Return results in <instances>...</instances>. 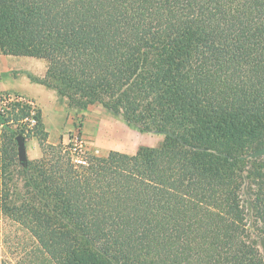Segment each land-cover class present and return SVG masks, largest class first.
I'll use <instances>...</instances> for the list:
<instances>
[{"label": "trees", "instance_id": "trees-1", "mask_svg": "<svg viewBox=\"0 0 264 264\" xmlns=\"http://www.w3.org/2000/svg\"><path fill=\"white\" fill-rule=\"evenodd\" d=\"M0 54L163 135L76 164L39 107L1 98L0 227L19 230L0 264H264L242 199L251 178L264 235V0H0ZM19 134L40 158L20 162Z\"/></svg>", "mask_w": 264, "mask_h": 264}, {"label": "rangeland", "instance_id": "rangeland-1", "mask_svg": "<svg viewBox=\"0 0 264 264\" xmlns=\"http://www.w3.org/2000/svg\"><path fill=\"white\" fill-rule=\"evenodd\" d=\"M8 55L0 54V67L2 66V63L5 62L6 57H10L8 58V61L11 62L12 66L8 71H10L13 76H17L18 73L20 72L30 73L29 70H33L36 73L35 77L45 78L47 74L48 66H47V61L44 58H40L37 56H30V55H11V54ZM45 72L46 74L43 75ZM3 75L7 76L9 74L3 73ZM4 82H6V80H4ZM4 82H1L0 79V87L3 85ZM13 93L17 95L16 97H20V96L25 97V101H19V102L29 104L32 107L35 106L39 107L38 105L34 106L28 103L27 101L28 100L30 101V99L26 95L20 92H13ZM13 93L2 91L0 92V99L2 98L4 101L5 99L4 96L5 97H7L8 95L13 96L14 95ZM12 101H17V100L15 99ZM0 106H1V101H0ZM33 114L34 113L32 112V115ZM84 115H88V116H84ZM84 115L82 116L77 115L76 118L74 119L73 129L70 131L69 139L65 143V145L69 146V143L72 140V138L75 136V134L79 133L80 136L84 139L87 147L90 149L91 155L94 156L106 157L108 155V152L111 151L112 149H119V147H122L119 144L122 142H123L122 145L124 146L120 149H122L123 151L124 150L130 151L131 149L133 151L136 149L138 150V147L142 145L158 146L163 140V135L151 133V132H140L139 130L129 126L121 115L116 114L111 110H108L99 103H96L95 105L91 106L88 110V113ZM31 119L34 118H32L31 116H23L22 119L20 120V124L26 127L27 129H29L34 125L33 123H31ZM84 122L88 123V130L90 133L84 129L83 127ZM97 129H103L102 133H100V135L98 136L94 135V131ZM109 131H111L112 134ZM113 133H118L119 136H115L113 135ZM32 138L33 137L31 135L27 136V139L25 138L26 143L29 145L31 150L32 148H34V144L32 145L33 143ZM36 141L37 140H35V143ZM256 189H257L256 184L252 182L251 178L245 179L244 187L242 190V199L244 205L247 207V219H248V226H249L251 239L264 253V235L260 231L261 229L260 222L258 221L257 214L254 208ZM0 230L13 234L19 229L16 226H12V227L6 226L3 221ZM24 244L28 246L27 242Z\"/></svg>", "mask_w": 264, "mask_h": 264}, {"label": "crops", "instance_id": "crops-1", "mask_svg": "<svg viewBox=\"0 0 264 264\" xmlns=\"http://www.w3.org/2000/svg\"><path fill=\"white\" fill-rule=\"evenodd\" d=\"M8 58L10 57H6L5 62H3L2 66L0 67L1 82H4V80H6V82H4L3 85L0 87V92L2 91L8 93L20 92L26 95L31 101L34 102L35 105H38L41 109L42 122L44 124L45 131L47 132L46 143L52 145H58L62 143L65 144L69 139L70 131L73 129V122L76 116L77 115L82 116L84 114H87L89 108L95 104L89 105L84 108L71 106L69 103V99L66 96L60 95L58 91L55 90L54 88L48 87L43 83L33 81L30 77V76H36V73L33 70H29L30 73L20 72L18 73L17 76H13L11 72L8 71L12 66L11 62L8 61ZM3 73L5 74L8 73L9 75L6 76L3 75ZM45 74L46 72L43 75ZM84 116H88V115H84ZM83 127L85 130L89 132L88 123L84 122ZM102 130L103 129L95 130L96 132L94 131V135L97 136L100 135V133H102ZM109 132L111 133V131ZM113 135L119 136L118 133H113ZM32 137H33L32 145L34 144V148H32V150L30 149L29 145L26 143L25 140L27 161L35 160L42 156V148L38 137L36 136H32ZM35 140H37L36 143ZM119 144L122 147L124 146L122 145L123 142ZM122 147H119V149H112V150H117L130 154L135 153L137 150L136 149L132 151L130 149V151L128 150L123 151L122 149H120ZM18 153H19V148H18Z\"/></svg>", "mask_w": 264, "mask_h": 264}, {"label": "built area", "instance_id": "built-area-1", "mask_svg": "<svg viewBox=\"0 0 264 264\" xmlns=\"http://www.w3.org/2000/svg\"><path fill=\"white\" fill-rule=\"evenodd\" d=\"M3 103L10 102L12 100L17 101H25V97L20 96L16 97V95H8L7 97H4ZM28 103L35 106L33 101H27ZM31 123H35V119H31ZM68 150L72 156V160L76 164L86 165L88 164V157L90 149L87 147L84 139L80 136V134H75V136L72 138V140L69 143Z\"/></svg>", "mask_w": 264, "mask_h": 264}, {"label": "water", "instance_id": "water-1", "mask_svg": "<svg viewBox=\"0 0 264 264\" xmlns=\"http://www.w3.org/2000/svg\"><path fill=\"white\" fill-rule=\"evenodd\" d=\"M17 143H18V148H19V158L20 162L22 164L27 163V154H26V145H25V137L22 134H19L16 137Z\"/></svg>", "mask_w": 264, "mask_h": 264}]
</instances>
